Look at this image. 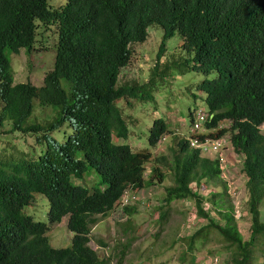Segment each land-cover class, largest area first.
<instances>
[{"label": "trees", "instance_id": "trees-1", "mask_svg": "<svg viewBox=\"0 0 264 264\" xmlns=\"http://www.w3.org/2000/svg\"><path fill=\"white\" fill-rule=\"evenodd\" d=\"M38 22L56 28L52 67L39 85L14 82L8 53L33 46ZM153 23L162 32L149 78L118 84L119 68L128 64L134 43L145 39ZM175 31L188 55L160 60L166 39ZM174 67L204 74L195 87L204 93L211 114L205 126L228 119L227 127L209 134L227 131L233 150L241 153L249 212L246 238L237 228L216 158L201 155L181 136L166 154L153 157L144 177L148 149L132 150L128 142L113 140L126 137L129 130L116 100L124 98L130 106V99H153L157 77L162 79ZM33 100L49 105L51 116L27 122ZM0 101V125L9 120L10 131L34 136L24 150L14 143L10 150H0V264H103L106 259L88 243L91 225L125 190L148 185L154 177L161 180L159 165L171 174L163 203L193 198L196 211L207 217L187 236L188 250L214 228L231 264H253L255 250L264 253V215L259 211L264 197V0H64L56 6L48 0H0ZM60 129L58 139L54 133ZM169 130L163 117H153L148 144L154 145ZM92 171L98 175L94 183L79 182ZM201 178L221 183L208 199L222 222L208 216L201 203L204 197L191 187ZM34 192L47 198V223L23 210ZM121 209L127 216L136 210L125 203ZM63 215L70 242L52 246L48 225Z\"/></svg>", "mask_w": 264, "mask_h": 264}, {"label": "rangeland", "instance_id": "rangeland-1", "mask_svg": "<svg viewBox=\"0 0 264 264\" xmlns=\"http://www.w3.org/2000/svg\"><path fill=\"white\" fill-rule=\"evenodd\" d=\"M63 1L48 0L52 6ZM161 32V27L155 23L147 26L145 39L134 43V56L128 64L119 68L118 84L142 82L149 78ZM55 42V26L53 24L43 26L38 22L33 46L28 51L20 47L17 52L8 53L13 81L29 80L35 85L41 84L44 72L52 67ZM179 43L180 36L175 31L166 39L164 55L160 60L166 57L170 61L187 56ZM212 75L213 72H210L207 76ZM203 76V73L194 69H185L181 72L175 67L170 68L162 79L157 77L152 90L153 99L142 101L130 99V106L126 104L124 98L116 100L126 116L129 130L126 137L115 136L113 140L128 142L132 150L148 149L150 159L145 163L144 177L148 176L155 155L166 154L179 137L190 134L189 112L197 107L205 108L204 93L195 87L196 82ZM52 113L49 105L39 106L36 100H33V109L26 121H41L47 116L50 117ZM155 116L163 117L170 130L154 145H149L146 138L148 126ZM220 123L221 127H227L228 119H222ZM260 127L264 133V123ZM54 134L61 139L62 129L55 131ZM221 134L224 137L228 136L227 131ZM13 143L24 150L34 143V136L16 130L10 131L9 120H4L0 125V150H10V144ZM224 153L233 165L225 176L219 175V179L225 182V190L229 191L228 198L238 213L240 212L234 217L242 238H246L249 230V212L246 204L245 175L241 170V153L237 154L229 147ZM159 166L164 173L161 180L154 177L148 185L135 190H125L112 209L98 216V220L90 227L89 245L95 248L99 256L106 259L103 264H231L228 249L214 228L203 232L193 241L192 248L187 249V236L205 224L207 217L196 211L193 198L172 199L168 203H163L164 186L170 184L171 174L165 171V167ZM97 178L98 175L92 171L90 175H84L81 180L79 179V182L90 185ZM104 184L99 185L102 187ZM220 184L217 178L210 180L201 178L198 184L192 182L191 187L204 197L201 203L208 216L222 222L208 199L210 191L221 189ZM122 203L134 205L136 210L127 216L121 209ZM47 206L45 195L34 192L31 203L24 205L23 210L33 219L47 223ZM259 211L264 215V197L259 204ZM162 214L163 218L160 217ZM46 234L52 246L69 244L71 231L66 227V215H63L60 221L49 224ZM98 239L104 244L101 245ZM124 243L127 246L120 262H117ZM255 252L257 256L253 264H264V253L257 250Z\"/></svg>", "mask_w": 264, "mask_h": 264}, {"label": "built area", "instance_id": "built-area-1", "mask_svg": "<svg viewBox=\"0 0 264 264\" xmlns=\"http://www.w3.org/2000/svg\"><path fill=\"white\" fill-rule=\"evenodd\" d=\"M210 117L211 114L207 111L206 108L197 107L193 109L190 112V126H189L190 134L184 137L188 140L190 146L195 147L199 150L201 155L207 156L209 158H216L219 168V175L225 176L230 166H232L233 164L228 158V156L226 157V153H224V151H226L228 147L231 150H233V148L229 142L228 136L224 137V135L222 134L220 135L209 134L211 132L216 131L217 128L221 127L220 122H218L216 126H212V127L205 126V122L209 120ZM235 153L238 154V152ZM227 185H229V182H227ZM226 192L229 193V191L227 190ZM233 211L235 216H238L240 214V212L238 213L237 209L235 208Z\"/></svg>", "mask_w": 264, "mask_h": 264}]
</instances>
